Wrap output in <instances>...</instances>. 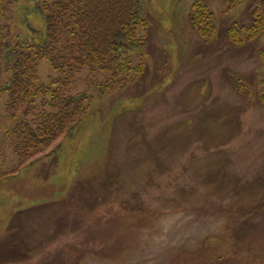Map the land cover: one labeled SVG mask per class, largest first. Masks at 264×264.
<instances>
[{
  "label": "rangeland",
  "instance_id": "1",
  "mask_svg": "<svg viewBox=\"0 0 264 264\" xmlns=\"http://www.w3.org/2000/svg\"><path fill=\"white\" fill-rule=\"evenodd\" d=\"M193 1L146 0L147 44L130 51L144 73L123 85L85 64L66 92L88 94L87 115L30 158L6 135L24 113L8 118L0 98V264H222L234 254L246 264L254 253L264 263V37L226 36L251 21L255 0L231 10L206 0L209 39L188 22ZM12 2L10 35L44 28L28 0ZM37 73L58 75L46 59ZM7 77L0 60V84Z\"/></svg>",
  "mask_w": 264,
  "mask_h": 264
},
{
  "label": "trees",
  "instance_id": "2",
  "mask_svg": "<svg viewBox=\"0 0 264 264\" xmlns=\"http://www.w3.org/2000/svg\"><path fill=\"white\" fill-rule=\"evenodd\" d=\"M28 1L31 6L25 8V12L42 19L44 28L28 26L26 33L12 36L4 22L7 17L4 12L5 5L13 2L0 0V60L8 73L7 79L0 84V98H4L6 110L9 109L8 118L15 117L20 110L24 113L23 119L17 120L6 131L15 152L22 159L49 147L87 115L88 94L67 95L66 92L74 74L85 64L91 73L110 72L112 77H121L123 85L129 83L130 71L138 75L144 73L146 65L142 59L132 67L130 51L147 44L148 29L146 0ZM225 1L231 10L246 0ZM188 22L202 39L215 34L214 15L206 0L193 1ZM139 26L142 34L138 33ZM226 36L233 44H245L264 37V0H255L251 21L247 25L232 23ZM258 55L264 61V44L258 48ZM42 59L48 60L50 67L58 73L56 77L49 76L45 83L39 81L37 73ZM259 84L255 99L264 105V78ZM97 85L101 86L102 94L110 92L106 85ZM38 95L44 98L36 102ZM30 110L33 113L27 116L26 112ZM252 255L257 257L253 262L246 258L241 261L264 264L257 253ZM236 259L234 254L231 260L222 264H234ZM217 263L221 264L220 259Z\"/></svg>",
  "mask_w": 264,
  "mask_h": 264
}]
</instances>
